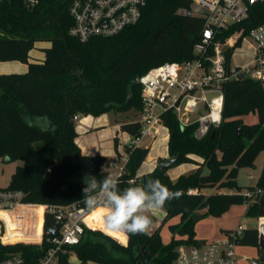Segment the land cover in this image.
Segmentation results:
<instances>
[{
	"label": "trees",
	"instance_id": "obj_1",
	"mask_svg": "<svg viewBox=\"0 0 264 264\" xmlns=\"http://www.w3.org/2000/svg\"><path fill=\"white\" fill-rule=\"evenodd\" d=\"M71 1L39 0L30 7L24 0H0V61H19L28 66L25 73L0 74V158L22 162L15 167L7 186L0 188L21 190L24 202L39 204L36 213L41 223L43 204H74L87 210L84 221L89 228L84 226L80 242L73 246L78 264H172L180 245L200 244L195 238L194 213L200 217H219L232 205L247 203L242 195L244 189L264 191V164L255 187L244 188L236 182L238 169L254 168L256 157L264 151V86L243 76L224 85L222 118L213 127L214 137L210 136L212 128L206 136L196 138V123L181 126L175 113L170 110L162 113L161 119L168 131V156L178 155L173 165H197L189 174L172 180L167 170L173 165L164 169L156 165L138 176L149 149L125 146L127 161L119 176V187L123 189L158 178L170 190L182 193L162 207L165 211L162 222L176 216L179 221L169 224L174 235L167 243L163 242L159 228L151 233L128 236L110 231L103 219L106 209L89 210L82 194L87 173L97 180L110 175L107 159L101 154H81L73 117L99 116L112 110L138 113L142 103L137 79L164 62L191 59L202 20L176 15V9L188 6L190 0H147L134 25L113 36L81 42L68 34L72 25L68 11ZM263 22L264 1L249 6L247 17L219 32L216 40L224 42L231 34L247 33ZM158 29L168 37L152 38ZM38 41L49 42L51 46L45 49L43 61L29 62V52ZM229 58L230 51L226 52L227 62ZM249 113L256 115V122L243 121V116ZM238 127L241 134L236 137ZM140 128L138 119L120 122L119 126L130 138L138 137ZM204 166L208 169L206 174L202 173ZM207 188L234 192L202 193ZM189 189L196 192L188 193ZM260 201L248 204L246 215L257 217ZM8 213L0 210V219L4 220ZM53 225L54 214L46 213L45 236ZM28 229L29 222L22 227H11L3 241L5 228L0 239L3 242L29 239ZM258 237L257 228L247 227L235 242L256 247L261 261L264 253L259 248ZM41 250L37 245L0 242V261L12 252H21L32 261Z\"/></svg>",
	"mask_w": 264,
	"mask_h": 264
},
{
	"label": "built area",
	"instance_id": "obj_2",
	"mask_svg": "<svg viewBox=\"0 0 264 264\" xmlns=\"http://www.w3.org/2000/svg\"><path fill=\"white\" fill-rule=\"evenodd\" d=\"M33 7L39 0H24ZM264 0H190L188 6L176 9L181 17H198L202 20L200 36L192 46L193 57L184 61H167L154 66L141 75L137 81L141 85L142 108L138 112L140 134L131 138L130 145L139 146L148 136L157 138L164 126L163 112L175 113L181 126L196 123V138L206 136L213 127L220 124L224 104V85L240 76L260 81L264 86V22L251 28L247 33H233L224 42L216 40L218 33L243 21L249 6ZM147 0H72L68 11L72 25L68 30L71 37L86 42L94 37H109L134 25L141 17ZM253 41L254 58L248 66L238 67L231 63V56L243 41ZM230 51L229 62L226 52ZM240 51L244 49L240 47ZM196 118L190 120V115ZM78 115L73 117L77 120ZM121 164L106 162L107 168H116L115 175L124 172L127 156L120 158ZM132 181V180H131ZM196 190L189 189L188 193ZM242 195L247 204L259 201L264 191L259 188L244 189ZM21 190L0 188V210L15 214L18 226L30 222L29 239L18 240L16 244L37 245L42 248L32 261L21 252H12L0 264H78L73 246L80 242L84 221L88 212L76 205L50 206L43 204L41 230L37 234L35 223L38 215L33 209L39 204L23 201ZM53 213L55 225L44 231V217ZM0 233L5 232V224L0 219ZM57 229L56 234L51 228ZM243 227L232 230L221 240L199 245H180L172 264H237L235 240L241 236ZM1 242V241H0ZM8 244L9 242H1ZM13 245V244H12Z\"/></svg>",
	"mask_w": 264,
	"mask_h": 264
},
{
	"label": "rangeland",
	"instance_id": "obj_3",
	"mask_svg": "<svg viewBox=\"0 0 264 264\" xmlns=\"http://www.w3.org/2000/svg\"><path fill=\"white\" fill-rule=\"evenodd\" d=\"M40 41L35 43V47H38L40 45ZM45 43V42H42ZM240 47L244 49L243 52L240 51ZM239 48H237L234 53L231 56V63L234 66L238 67H246L249 65L251 60L254 58L255 54V49L253 48V41L246 39L243 41ZM95 118H100L101 119V125L96 126L97 128H93L90 130L92 132L91 135H88L87 139L92 142L94 147L97 149V153H105L108 157L109 161H115L118 158L117 151L120 153H123L124 156H126L125 153V146L129 145L130 143V136L127 133L122 132L121 130H117V126H115L117 123L120 122H127V121H133L138 119V113L130 110L126 112H117V111H109L104 114H101L99 116H94ZM196 118L195 114L190 115V120H194ZM81 119V118H80ZM253 123V122H251ZM79 123L78 121H75V125L77 126ZM118 131V132H117ZM167 133V130L165 127L162 126L161 128V133L160 135L153 139L148 136L144 137L141 140L142 145H147L151 144V150L150 153L151 155H155L156 152L161 151L163 153L166 152V143L163 140H160V137L165 135ZM115 137H117V146L115 145ZM84 139L82 135L77 136V140L80 143V141ZM117 147V148H116ZM154 148V149H153ZM264 156V153H261L259 157L255 161V167L250 168V167H241L238 169L237 176H236V182L238 186L241 187H255L257 180L256 177L258 175L259 167L261 165V159ZM168 158H170L168 156ZM22 164L21 161H7L6 158H0V184H6L7 181L10 179V171L15 169L17 165ZM147 164V161H145V164H143L140 167V171H142L144 166ZM181 164V163H180ZM119 166V163L116 164ZM179 164H175L172 166L174 168ZM109 174L115 175L117 172V169L114 168H107ZM116 170V171H115ZM172 170V169H171ZM208 172V169L204 166L202 168V173L206 174ZM207 194L215 193L218 191L217 188H207L206 190ZM224 193L228 192V189H224ZM234 192V190H231ZM248 204L247 203H241L234 205V208H238L239 212V217L236 225L238 226L239 223L243 225H248L249 227L257 224V219L255 217H250L246 215V210H247ZM34 212H36V207L33 209ZM37 214V213H36ZM149 215V212L147 213ZM152 215L160 220V224L162 223V218L160 213H152ZM12 218V221L10 219H5V224L7 226V231L5 237L9 234L10 228L17 226V219L15 218V214L10 215ZM178 217H173L165 222L162 223V225L159 228V232L161 234V237L164 241V243H167L170 238L174 235L170 230H169V224H174L177 223ZM30 223V222H29ZM195 231L196 235L199 239H203L206 242H212L217 239H223L225 237L224 229H231L235 230V228H225L227 226H222L221 224V218H214L211 216H203L200 217L199 220L195 222ZM2 225V223H0ZM12 225V226H11ZM37 232L40 231L39 226H36ZM91 229V228H90ZM30 229H28L29 231ZM96 230V229H92ZM2 229H0L1 233ZM5 231V229L3 230ZM101 231V230H100ZM106 234V233H105ZM1 242H3L0 239ZM117 241V240H116ZM118 242V241H117ZM7 244V243H6ZM122 244V243H120ZM246 248H251V251L248 252V250H245ZM252 246H241L237 245L235 247V255L238 258V263L239 264H251L253 262L252 256L248 253L252 252L254 249ZM256 253V249L254 251ZM88 264H97V263H88Z\"/></svg>",
	"mask_w": 264,
	"mask_h": 264
},
{
	"label": "clouds",
	"instance_id": "obj_4",
	"mask_svg": "<svg viewBox=\"0 0 264 264\" xmlns=\"http://www.w3.org/2000/svg\"><path fill=\"white\" fill-rule=\"evenodd\" d=\"M84 180L82 194L86 207L89 210L97 207L106 209L103 215L105 227L125 236L146 233L152 225L147 213L182 195L179 191L170 190L158 178L133 183L123 189L119 187V175L110 174L97 180L96 176L87 173Z\"/></svg>",
	"mask_w": 264,
	"mask_h": 264
},
{
	"label": "crops",
	"instance_id": "obj_5",
	"mask_svg": "<svg viewBox=\"0 0 264 264\" xmlns=\"http://www.w3.org/2000/svg\"><path fill=\"white\" fill-rule=\"evenodd\" d=\"M34 46H35V44H34ZM50 46H51V43H49V42H45V43H42L41 42L40 45H38V47H35V49H31L30 50L29 57H28V61L29 62H41V61H43L45 59V49L46 48H49ZM27 69H28L27 64L22 63V62H19V61H0V74L25 73L27 71ZM256 120H257V117H256V115L254 113H249V114L243 116V121L245 123L256 122ZM75 121H78V123H79L77 126L75 125L78 135L80 133V135H82L84 137V139H82L80 141V143L78 142L77 137H76V143H77V145L80 148L81 154L87 155V156H93L95 154H101V155H104L106 157L107 162H108L109 160H108L107 155L105 153H97L98 151H97L96 147H94V145L92 144V142L87 139L88 137H86V136L92 134V132L90 130H92L93 128H97L96 126H98V125L103 124V123H101L102 122L101 119L100 118H95L94 116H91V115H86V116L85 115H78V119L75 120ZM75 121H74V124H75ZM115 126H117V130H118L119 129V126H120V123H117ZM166 130H167V128H166ZM160 133H161V130H160ZM115 138L117 139V137H115ZM167 139H168V131H167V133L165 135H163L162 137H160V140H162V141L164 140L165 143H166V152L163 153L161 151H158L153 156L150 153L151 144L142 145L141 144V141H140L139 146L140 147H144V148H148L149 151H148V155H147L146 159L142 163V165H143V164H145V161H147V164L144 166L145 169H143L142 171H140V168H139V170H138V176H140L141 174H143V173H145V172L150 171L151 169H153V167H155L157 165L159 158H164V159H167L168 158V153H167ZM261 153H264V151L261 152ZM117 155H118L117 160H115L113 162L115 164L119 163V165H120L121 164L120 158L124 157V155H123V153H120L118 151H117ZM259 155L256 157V159L259 157ZM196 159L199 160V161H201V158H199V157H196ZM256 159H255V161H256ZM263 164H264V156L261 159V165L259 167V171H258V175L256 177V180L259 177V174L261 172V169L263 167ZM115 166H117V165H115ZM196 168H197V165H195V164H192V163H181V164L175 166L174 168H172V167L169 168L167 170V173H168L169 177L172 180H175L179 175L189 174V173L193 172ZM114 169H116V168H114ZM13 171H14V169L12 171H10V177H11ZM8 182L9 181H7L6 184H0V187L7 186ZM205 190L206 189L202 190V193H204L206 195H209V194L206 193ZM217 192L218 193H224L225 191H224V188H221V189H218ZM228 192H232V191L229 190ZM237 211H238V208H234V205H232L222 215H220L219 217H214V218H221V224H222V226L224 225V226H227L225 228H232L233 229V228H235L237 226L236 223H237L238 217H239V212H237ZM157 212L161 214V218H162V221H163V218L165 216V211L162 208H155V209L150 210L149 211V216H150V218L153 221H152L151 227L147 231L148 233L153 232L156 228H160V226L163 223L162 222L160 224V220L159 219H156L152 215V213H157ZM202 212L203 211H200V213H202ZM10 215L11 214L8 213L4 217V220H3L4 221V224H5V219H10L12 221V218H11ZM176 217H178V216H176ZM211 217H213V216H211ZM250 217H252V216H250ZM255 218L257 219V224H255V225H253L251 227H255V228L258 229L259 226L264 223V218H259L258 216L255 217ZM178 220H179V217H178ZM12 223H13V221H12ZM35 224H36V226H39V229L41 230V220H40L39 217H37V220H36V223ZM239 226H242L244 229L247 228V227H249L248 225H243L241 223L238 224L237 228ZM5 228H6V231H7L6 224H5ZM237 228H235V229H237ZM194 230H195V226H194ZM223 231L224 232L225 231H231V229H224ZM195 238L200 242V244H203V243L206 242L205 240L199 239L197 237L196 231H195ZM5 240H6V237L4 236L3 241H5ZM217 240H219V239H217ZM217 240H215V241H217ZM202 241H204V242L201 243ZM254 248L256 249V253L254 252L255 251ZM254 248H253L254 250L252 252L248 253V254H250L252 256L253 262L251 264H254L255 262L260 261V260H258V251H257V248L256 247H254ZM245 250H248V252H249V251H251V248H246ZM236 260H237V264H239L238 263L239 260H238L237 257H236Z\"/></svg>",
	"mask_w": 264,
	"mask_h": 264
},
{
	"label": "water",
	"instance_id": "obj_6",
	"mask_svg": "<svg viewBox=\"0 0 264 264\" xmlns=\"http://www.w3.org/2000/svg\"><path fill=\"white\" fill-rule=\"evenodd\" d=\"M168 37V34L163 31L162 29H158L156 30L153 34H152V38L154 39H158V38H166ZM138 82V81H137ZM241 134V129L238 127L236 128L235 130V136L236 137H239ZM215 135V128H213L211 130V133H210V136L211 137H214ZM178 155L175 154L173 155L172 157L170 158H167V159H162L160 161H158L157 165L160 167V168H168L170 167L171 165H173L177 159ZM6 160L8 161V159L6 158ZM258 217L259 218H264V195L260 201V204H259V208H258ZM192 219L194 222H196L197 220L200 219V215L199 214H196L194 213L192 215ZM51 232L53 234H56L57 232V229L55 227L51 228ZM258 232H259V237H258V244H259V248L262 250V252L264 253V223L261 224L258 228ZM204 241H202L201 243H203ZM17 241H13V242H9L8 244H16ZM254 264H264V259L261 260V261H258V262H255Z\"/></svg>",
	"mask_w": 264,
	"mask_h": 264
},
{
	"label": "bare ground",
	"instance_id": "obj_7",
	"mask_svg": "<svg viewBox=\"0 0 264 264\" xmlns=\"http://www.w3.org/2000/svg\"><path fill=\"white\" fill-rule=\"evenodd\" d=\"M43 208V207H42ZM87 214H88V212L84 215V219H85V217L87 216Z\"/></svg>",
	"mask_w": 264,
	"mask_h": 264
}]
</instances>
